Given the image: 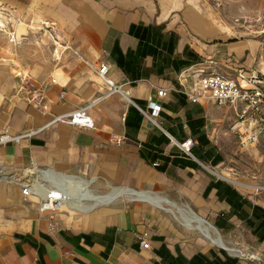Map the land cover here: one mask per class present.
I'll use <instances>...</instances> for the list:
<instances>
[{
  "label": "crops",
  "instance_id": "obj_1",
  "mask_svg": "<svg viewBox=\"0 0 264 264\" xmlns=\"http://www.w3.org/2000/svg\"><path fill=\"white\" fill-rule=\"evenodd\" d=\"M0 22V132L33 131L1 146L0 264H264V194L210 168L223 161L212 138L231 113L183 93L196 87L188 67L201 62L230 77L238 68L264 72L258 40L210 0H0ZM102 63L120 91L107 93ZM23 75L41 102L21 92ZM150 95L160 106L154 119L136 103L149 114ZM84 106L92 128L50 122ZM188 136L192 156L177 145ZM43 170L114 195L94 207L40 211V197L22 187L46 183ZM193 217L213 225L225 246Z\"/></svg>",
  "mask_w": 264,
  "mask_h": 264
},
{
  "label": "built area",
  "instance_id": "obj_2",
  "mask_svg": "<svg viewBox=\"0 0 264 264\" xmlns=\"http://www.w3.org/2000/svg\"><path fill=\"white\" fill-rule=\"evenodd\" d=\"M252 20L250 19L249 22H252ZM44 28L59 47H66V44L61 39V34L54 28L53 24L45 23ZM56 52H58V49H56ZM207 62L213 63L212 60ZM201 63L188 67L193 71L196 87L193 90H183L186 99L191 103L207 100L220 108L228 109L231 113L228 132L233 136L238 149L245 151L249 148H260L264 151V72L257 69L246 70L245 68H238L235 77H230L214 68L207 69ZM108 68L106 63L100 64L98 68L99 78L107 84V93L120 91L119 85L108 77ZM19 89L29 101L35 103L42 101L40 90L28 76H21ZM163 94V89L156 90L157 96ZM147 100L153 103L149 114L138 105L137 108L151 119H154L159 116L160 106L154 101L155 99L152 95ZM50 122H63L86 128H92L94 125L93 119L87 113L85 106L76 108L68 113L56 115ZM205 128L207 129L208 125H205ZM32 134L33 131L31 130L11 133L8 129H3L0 132V154L3 144L17 142L21 138L30 137ZM193 144L194 139L191 136L181 142H177L181 152L186 156H192L191 148ZM153 164L157 165L158 162ZM41 185L46 189V194H41V189L36 186L35 180L25 183L22 187V193L39 196L41 199L40 211L56 209L59 197L55 196L53 190L57 189V184L52 182V180H46V183L41 182ZM139 244L142 248H147L149 245L145 238H141Z\"/></svg>",
  "mask_w": 264,
  "mask_h": 264
},
{
  "label": "rangeland",
  "instance_id": "obj_3",
  "mask_svg": "<svg viewBox=\"0 0 264 264\" xmlns=\"http://www.w3.org/2000/svg\"><path fill=\"white\" fill-rule=\"evenodd\" d=\"M210 2L215 5L220 15L235 29H242L247 32L248 37L259 41V58H257L255 64H261L264 69V0H210ZM250 19H253L252 22H249ZM41 53L46 54L47 50L43 48ZM228 123L226 118L219 122L217 126L218 135H214L212 138V142L219 147L223 154V161L220 166L210 167L211 170L217 174L227 176L245 192H254L255 190H251L249 184H257L259 186L258 191L264 194V151L260 148H249L245 151H240L232 135L228 133ZM42 177L46 180L60 178L50 171L42 173ZM63 178L60 179L64 185L79 192L81 198L89 204H94L95 200L105 196L94 193L89 188L88 182L72 177ZM195 227L211 243L222 246L214 241L208 235V232L197 223Z\"/></svg>",
  "mask_w": 264,
  "mask_h": 264
},
{
  "label": "bare ground",
  "instance_id": "obj_4",
  "mask_svg": "<svg viewBox=\"0 0 264 264\" xmlns=\"http://www.w3.org/2000/svg\"><path fill=\"white\" fill-rule=\"evenodd\" d=\"M0 24L2 25L3 23L0 22ZM45 172H48V171L43 170V171H41L40 174L45 173ZM60 178L63 179V177H60ZM60 178L50 179V180H52V182H54L58 186L57 189L53 190L55 196L59 197V202L56 205V209L61 208L64 205L68 206V207L78 208V209H83L85 207H94L95 205H97L101 202H104L105 200L111 199L114 195V194H107L104 197H102L101 199L95 200L94 204H89L88 202L84 201L81 198L79 192H76L73 188H67ZM35 184L39 189H41L40 190L42 192L41 194L47 193L44 186L41 185V181L36 179ZM249 187L253 188V189H257L259 186L257 184H255V185L249 184ZM192 219H194L199 226H201L204 230H206V232H208V234L214 239V241L220 243L222 246H225V243H224L222 237L220 236L217 229L213 225L208 224L204 220L199 219L197 217H193Z\"/></svg>",
  "mask_w": 264,
  "mask_h": 264
},
{
  "label": "trees",
  "instance_id": "obj_5",
  "mask_svg": "<svg viewBox=\"0 0 264 264\" xmlns=\"http://www.w3.org/2000/svg\"><path fill=\"white\" fill-rule=\"evenodd\" d=\"M136 103L139 104V105L141 106L140 103H142V102H140V101H136ZM217 160H219V157H217ZM217 160H216V161H217ZM216 161H215V162H216ZM187 163H189V162H187ZM208 189H209V187L206 189V191H207Z\"/></svg>",
  "mask_w": 264,
  "mask_h": 264
}]
</instances>
